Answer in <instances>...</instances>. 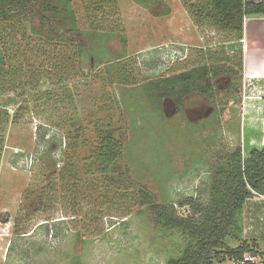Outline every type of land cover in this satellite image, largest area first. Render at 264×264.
<instances>
[{"label":"rangeland","instance_id":"1","mask_svg":"<svg viewBox=\"0 0 264 264\" xmlns=\"http://www.w3.org/2000/svg\"><path fill=\"white\" fill-rule=\"evenodd\" d=\"M97 1L70 0L81 29L103 30L97 39L69 35L73 40L61 41L36 33L39 17L26 12L0 21L7 58L0 74V264H167L187 238L156 220L134 180L158 203H174L188 215L190 206L180 202L208 200L226 153L241 146L247 157L254 145L264 144V111H251L243 99L245 72L239 93L222 77L213 103L195 94L182 112L170 98L156 108L142 91V83L210 56L239 59L226 44L237 32L195 14L209 0H142L150 7L115 0L96 10ZM164 7L168 14H161ZM82 42L88 50L78 57ZM124 48L128 57L121 63L130 81L117 79L119 65H101L105 76L78 88L82 120L99 105L109 106L112 96L119 102L124 154L120 168L103 175L89 156L97 140L82 139L69 149L73 109L57 88L81 82ZM69 160L75 163L70 174ZM238 217L244 238L264 241V195L248 199ZM215 264L234 261L225 257Z\"/></svg>","mask_w":264,"mask_h":264},{"label":"trees","instance_id":"2","mask_svg":"<svg viewBox=\"0 0 264 264\" xmlns=\"http://www.w3.org/2000/svg\"><path fill=\"white\" fill-rule=\"evenodd\" d=\"M137 1L150 7L149 2ZM113 2L115 0H99L93 4L96 3V10H102L103 6ZM17 12L39 17L40 28L34 27L36 33L47 32L48 37L59 38L61 41L73 40L72 37H67L69 35H73L77 41L91 37L97 39L103 31L95 26L88 31L81 29L70 0H0V21L9 20ZM168 13L169 8L164 7L161 14ZM191 14L198 22L192 11ZM195 14H206L221 28L237 32V37L227 40L226 44L231 51L237 49L239 59L234 55L221 60L219 56L215 57L217 54L199 65L142 83L143 93L158 109L163 108L165 98H170L177 111L182 112L187 99L195 94L213 103L219 94L218 81L222 77H229V87L239 93L244 75L242 39L245 19L249 16H264V0H209L201 8H197ZM121 38L126 44V37ZM1 41L3 37L0 32V74L7 66ZM82 43L78 49V57L84 56L88 50V42ZM127 57L124 48L115 58L99 63L81 82L66 83L57 88L64 90L66 103L73 109L68 119L66 135L71 145L69 149L73 146V151L76 150L75 147L82 139L84 142L87 139L97 140L89 156L97 166V172L103 175L119 169L124 154L123 119L119 102L116 96H112L109 106L106 103L99 105L89 119L82 120L78 117L82 101L78 88L80 83L85 84L91 79L98 81L101 75L105 76L100 68L111 64L119 65L118 80L130 81L132 77L126 65L121 63ZM90 65H93L92 60ZM68 163L66 171L70 174L74 172L75 163L73 160ZM134 184L139 187L142 204L150 208L156 220L167 228L182 232L187 238L180 254L169 257L167 264H215L216 260L225 257L242 258L246 253L264 250V241L243 237V227L238 220L248 199L256 194L264 195V145L252 147L247 157L244 156L241 146L226 153L223 162L212 175L208 200L201 202L187 199L180 202L181 206H190L188 215H181L174 203H158L146 185L137 180H134Z\"/></svg>","mask_w":264,"mask_h":264},{"label":"crops","instance_id":"3","mask_svg":"<svg viewBox=\"0 0 264 264\" xmlns=\"http://www.w3.org/2000/svg\"><path fill=\"white\" fill-rule=\"evenodd\" d=\"M249 1L258 2L260 0ZM257 34H260L261 40L256 36ZM242 43L245 74L258 76L264 81V16L246 17ZM248 102V106L252 109L251 111H264V106L258 107L257 103ZM263 145H257V147H262Z\"/></svg>","mask_w":264,"mask_h":264},{"label":"built area","instance_id":"4","mask_svg":"<svg viewBox=\"0 0 264 264\" xmlns=\"http://www.w3.org/2000/svg\"><path fill=\"white\" fill-rule=\"evenodd\" d=\"M243 99L250 100L264 106V83L259 82V77L246 74L243 81ZM234 264H264V250L256 253H246L242 258L234 257Z\"/></svg>","mask_w":264,"mask_h":264}]
</instances>
